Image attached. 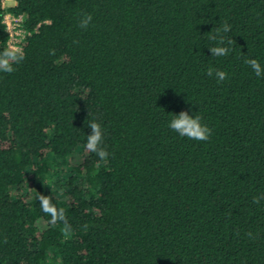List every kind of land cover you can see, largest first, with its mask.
Here are the masks:
<instances>
[{"label":"trees","instance_id":"trees-1","mask_svg":"<svg viewBox=\"0 0 264 264\" xmlns=\"http://www.w3.org/2000/svg\"><path fill=\"white\" fill-rule=\"evenodd\" d=\"M7 13L24 58L0 71V264H264V76L243 62L264 68V0H0V51ZM181 111L207 141L168 127Z\"/></svg>","mask_w":264,"mask_h":264},{"label":"clouds","instance_id":"clouds-1","mask_svg":"<svg viewBox=\"0 0 264 264\" xmlns=\"http://www.w3.org/2000/svg\"><path fill=\"white\" fill-rule=\"evenodd\" d=\"M92 15L90 13H85L79 20V27L82 29H87L92 22ZM231 30V26L225 22L222 28L216 29L214 34L209 36V39L217 41L215 47H210L212 56H227L231 49L229 47H223L219 45L225 44V37L221 33H227ZM231 39L227 40V43L231 44ZM54 54V52H53ZM23 54L15 47H6L0 51V71L11 73L15 69L13 64L20 63L23 60ZM244 64L249 66L257 77L264 76V68L256 59L244 58ZM207 75L209 77L215 76L217 82H223L227 78V73L220 70H215L212 67H209L207 70ZM88 127L91 129V134L87 135V142L84 145L86 151L95 153L100 161L107 162L109 153L103 148L102 140L103 133L101 125L92 121L88 124ZM168 127L176 132L180 137L187 138L188 140L195 141H207L211 136V129L201 122V117L198 115L191 116L187 111H181L178 115L173 113L171 120L168 122ZM261 199H264V194L256 196L253 198L254 204H259ZM42 210L45 213H50L52 215L53 221H63L65 219V213L63 209L57 210L54 206L49 203L48 199H42ZM87 227V226H85ZM65 237L70 235L71 229L65 223L64 228L62 229ZM250 239H255L252 233L247 234Z\"/></svg>","mask_w":264,"mask_h":264},{"label":"built area","instance_id":"built-area-1","mask_svg":"<svg viewBox=\"0 0 264 264\" xmlns=\"http://www.w3.org/2000/svg\"><path fill=\"white\" fill-rule=\"evenodd\" d=\"M11 1V0H9ZM3 4H6L5 0H2ZM21 20L20 16H12L9 13H7L4 16V22L6 23L7 30L9 32V39L7 41L9 47H15L19 50V35L22 33V30L20 28H17L19 25V22Z\"/></svg>","mask_w":264,"mask_h":264},{"label":"rangeland","instance_id":"rangeland-1","mask_svg":"<svg viewBox=\"0 0 264 264\" xmlns=\"http://www.w3.org/2000/svg\"><path fill=\"white\" fill-rule=\"evenodd\" d=\"M5 2H6V3H10L11 1H9V0H5Z\"/></svg>","mask_w":264,"mask_h":264}]
</instances>
